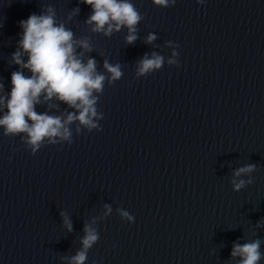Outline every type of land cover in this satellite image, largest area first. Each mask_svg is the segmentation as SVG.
Masks as SVG:
<instances>
[{
  "label": "clouds",
  "instance_id": "clouds-1",
  "mask_svg": "<svg viewBox=\"0 0 264 264\" xmlns=\"http://www.w3.org/2000/svg\"><path fill=\"white\" fill-rule=\"evenodd\" d=\"M204 2L205 0H197L198 4ZM78 3L91 8V14L85 20L91 32L110 37L113 32L127 28L126 43L131 45L136 41L137 25L144 16L132 0H78ZM152 3L160 8H168L174 6L176 0H152ZM78 13L77 7L73 14ZM19 26L22 33L18 48L11 58L18 70L11 73L10 91L5 93L4 84L0 82V128L3 129V135L19 136L31 149V154L35 155L46 141L50 145L64 141L71 145L73 133L69 125L73 122H78L77 133L84 129L89 133L93 130L102 131L99 121L103 119V113L98 111L97 104L103 94L105 82L113 85L122 78L121 65H113L105 60L103 68L110 74L106 76L97 70L94 58L89 57L85 61V53L94 51L90 38H77L72 29L58 21L56 10L51 5L43 7L40 14H30L26 20L19 22ZM156 39V35L150 33L146 43L151 44ZM171 44L169 41L168 45ZM172 55L178 57L179 53L174 51ZM163 64V56L152 53L149 57L145 54L138 62L137 76H147L160 70ZM168 64L180 66L177 59H169ZM25 69L30 75L25 74ZM53 98L76 111L68 112L64 117L36 110V106L42 101L47 104ZM255 170L254 164L234 170L231 180L233 190L238 192L251 185V174ZM242 176H247L248 179H240ZM105 208L106 214L111 212L110 206L105 205ZM117 211L127 221H134L129 212L123 209ZM61 215L68 231H72L71 221L64 213ZM84 233L81 249L68 258L70 264H85L89 249L100 239L97 229L91 224H85ZM261 243L259 238L243 244L234 242L231 257L239 258L237 264H260L264 259Z\"/></svg>",
  "mask_w": 264,
  "mask_h": 264
}]
</instances>
